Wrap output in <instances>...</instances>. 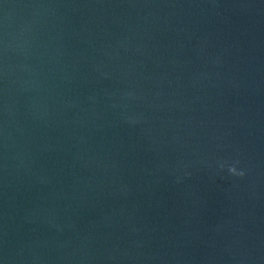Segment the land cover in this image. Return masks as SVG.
I'll return each mask as SVG.
<instances>
[{
	"label": "water",
	"instance_id": "obj_1",
	"mask_svg": "<svg viewBox=\"0 0 264 264\" xmlns=\"http://www.w3.org/2000/svg\"><path fill=\"white\" fill-rule=\"evenodd\" d=\"M0 264H264V0H0Z\"/></svg>",
	"mask_w": 264,
	"mask_h": 264
},
{
	"label": "clouds",
	"instance_id": "obj_2",
	"mask_svg": "<svg viewBox=\"0 0 264 264\" xmlns=\"http://www.w3.org/2000/svg\"><path fill=\"white\" fill-rule=\"evenodd\" d=\"M229 174L233 175V176H239V177H243L244 173L241 172H237L235 167L229 168Z\"/></svg>",
	"mask_w": 264,
	"mask_h": 264
}]
</instances>
